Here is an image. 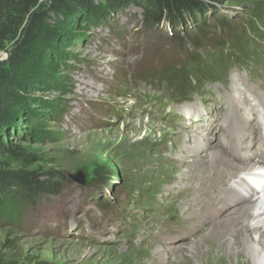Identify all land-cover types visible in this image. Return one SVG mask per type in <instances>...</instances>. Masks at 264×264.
Listing matches in <instances>:
<instances>
[{"label":"rangeland","instance_id":"rangeland-1","mask_svg":"<svg viewBox=\"0 0 264 264\" xmlns=\"http://www.w3.org/2000/svg\"><path fill=\"white\" fill-rule=\"evenodd\" d=\"M203 1L215 8L204 21L217 25L203 47L187 35L197 32L196 19L179 30L182 42L168 22L147 25L135 4L92 27L76 28L70 17L47 18L58 35L13 73L31 88L11 113L7 138L25 149L26 169L56 190L32 203L9 192L16 198L0 210V251L16 264H205L191 249L214 222L202 224L193 214L206 208L192 204L200 184L180 183L192 165L180 161L186 143L197 137H209L215 148L230 146L217 123L211 132L186 128L184 110L217 121L226 108L222 98L228 107L248 109L245 100L257 105L244 87L264 95V0ZM49 4L37 0L35 10L47 13ZM21 30L13 26L0 51L1 80L12 74L7 62ZM179 73L183 83L172 84L169 79ZM150 127L156 130L152 136ZM79 173L83 185L72 178ZM255 200L263 202L264 191L238 208ZM230 210L220 206L219 217ZM194 224L200 228L191 229ZM226 252L216 250V259H236ZM250 252L245 255L252 264H264Z\"/></svg>","mask_w":264,"mask_h":264},{"label":"bare ground","instance_id":"bare-ground-1","mask_svg":"<svg viewBox=\"0 0 264 264\" xmlns=\"http://www.w3.org/2000/svg\"><path fill=\"white\" fill-rule=\"evenodd\" d=\"M235 80L242 81L240 76H236ZM244 89L256 98L257 105L245 100L248 109L240 104L228 107L227 100L222 98L221 102L225 103L226 108L221 107L220 111L222 112H219L217 121L212 114L207 113L208 118H204L205 113L201 111L193 108V110L189 108L184 110L185 127L189 130L194 133L199 130L211 132L217 123L222 126L223 132L220 137L232 139V142L238 143L235 150H227L224 144L216 146V148L212 147L209 137L206 139L197 137L193 142L189 140L186 143L185 148L189 145L187 155H184L180 161L181 164L185 162L192 164L189 170L181 173L180 183L186 182V186L189 187H196L195 183H198V186L200 184V190L196 191L195 189L193 193L198 200L192 204L202 205L206 208L205 211L194 210L193 214L203 219L202 224L211 218L214 222L213 228L202 239L203 242H197L191 249V253L196 251L205 264H252L249 257L245 255V253L249 255L247 251L253 253L257 259L255 261L260 260L261 257L264 258V201L257 203L258 200H255L238 208L240 204L249 201L252 196L264 191L262 175L264 167V95L257 94L250 86L244 87ZM237 96H239L238 93ZM243 110L245 113H241ZM193 111L197 113L196 117L187 115ZM256 116H258L256 122H252ZM187 121H190L191 124H187ZM147 130L148 133L150 132V136L156 131L151 127ZM183 136L190 139L192 134ZM166 160L171 161L169 157ZM173 166L178 169L177 166ZM198 175H200L199 179ZM179 186L178 184L177 187ZM220 206H228L231 213L219 217ZM187 218L191 220V217ZM198 228H200L198 224L191 227L195 230ZM207 239H211V243L207 242ZM178 247L180 245H176L175 250ZM237 247L240 248L238 253H236ZM175 250L172 251L175 252ZM216 250L218 252L225 250L236 254V259L222 255L216 259L214 254ZM144 257L147 258L148 255L144 253ZM174 264H192V262L183 259L182 262L175 261Z\"/></svg>","mask_w":264,"mask_h":264},{"label":"trees","instance_id":"trees-1","mask_svg":"<svg viewBox=\"0 0 264 264\" xmlns=\"http://www.w3.org/2000/svg\"><path fill=\"white\" fill-rule=\"evenodd\" d=\"M36 4L37 0H0V51L3 50L12 27H22L20 39L12 49L7 62L12 74L4 80H1L2 73L0 74L1 211L5 205L14 204L16 197L9 195L10 191L25 196L26 201L32 203L38 196L53 193L56 190L55 185L41 180L26 169L25 162L29 160V156L25 149L11 143L7 138L13 119L11 113L20 106L22 93L27 95L31 88L29 84L17 77L19 74L13 76V73L20 71L28 61L37 58L39 53L43 52L42 46L46 42H53L57 37V26L47 22L50 14L72 18V23L76 28L82 24L92 27L107 23L114 14L135 4L143 10L144 21L147 25L168 22L173 28V36L178 37L182 42L185 38L179 30L188 24V20L196 19L197 32L188 30L187 34L196 47H203L204 40H207L210 31L217 29V25H210L204 21L209 11L215 8L203 0H50L47 13L35 10ZM217 22L221 25L224 20L219 19ZM245 44L241 45V50H244ZM182 76L181 73L176 74L169 81L174 85L181 84L183 83ZM14 80L16 82L9 83ZM31 135L34 138L37 137L35 131H32ZM13 164L17 165L16 169L12 168ZM0 264L16 263L0 251Z\"/></svg>","mask_w":264,"mask_h":264},{"label":"water","instance_id":"water-1","mask_svg":"<svg viewBox=\"0 0 264 264\" xmlns=\"http://www.w3.org/2000/svg\"><path fill=\"white\" fill-rule=\"evenodd\" d=\"M72 178L78 184L83 185L85 183L84 176L81 173H79V174H77L75 176H72Z\"/></svg>","mask_w":264,"mask_h":264}]
</instances>
